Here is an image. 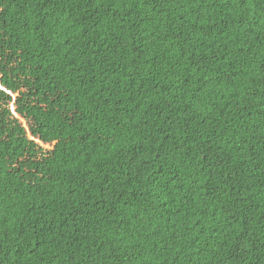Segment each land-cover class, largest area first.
<instances>
[{
	"label": "trees",
	"instance_id": "16d2710c",
	"mask_svg": "<svg viewBox=\"0 0 264 264\" xmlns=\"http://www.w3.org/2000/svg\"><path fill=\"white\" fill-rule=\"evenodd\" d=\"M0 264H264V0H0Z\"/></svg>",
	"mask_w": 264,
	"mask_h": 264
},
{
	"label": "snow or ice",
	"instance_id": "6c2138e0",
	"mask_svg": "<svg viewBox=\"0 0 264 264\" xmlns=\"http://www.w3.org/2000/svg\"><path fill=\"white\" fill-rule=\"evenodd\" d=\"M18 166V165H17Z\"/></svg>",
	"mask_w": 264,
	"mask_h": 264
}]
</instances>
